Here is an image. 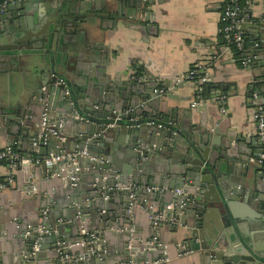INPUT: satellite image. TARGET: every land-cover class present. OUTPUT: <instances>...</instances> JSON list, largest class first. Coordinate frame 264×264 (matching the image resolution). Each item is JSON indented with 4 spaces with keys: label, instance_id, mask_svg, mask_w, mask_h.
Returning a JSON list of instances; mask_svg holds the SVG:
<instances>
[{
    "label": "water",
    "instance_id": "1",
    "mask_svg": "<svg viewBox=\"0 0 264 264\" xmlns=\"http://www.w3.org/2000/svg\"><path fill=\"white\" fill-rule=\"evenodd\" d=\"M30 1L35 4L33 10ZM149 3L151 0H19L0 14V80H8L11 71L21 70L22 77L26 76L16 102L0 101V132L17 135L19 150L22 142L29 153L37 148L41 161L33 165L42 172L37 180L27 173L23 186H17L19 199L31 200L28 208L23 205L24 210L14 212L0 199V245L5 239L15 243L7 239L6 232L20 238L13 254L0 252V264L151 262L153 259L141 257L140 252L159 248L145 242L158 239L155 232L164 224L183 227L189 233L185 238L188 248L206 264H264V244L244 242L238 232L241 218H256L264 226V160L257 164L263 145L252 139L257 150L242 159L244 146L233 135L219 144L206 127L181 126L165 115L162 95L156 92L159 86L112 79L103 71L106 52L99 41L96 18H120L126 5L132 10L125 15H145ZM249 21L241 29H253L254 41L248 45L256 46L250 50L254 57L262 53L264 39L255 43V38L264 35V28L261 20ZM31 54L39 58H31ZM254 60H261L258 66H263L264 54ZM259 82L257 79L256 84ZM248 99L264 109V87L251 88ZM43 114L50 118V128L64 138L65 150H86L87 155L80 158V173L86 168L91 177L88 183L80 173L77 180L70 181L59 164H45L55 139L49 131L40 134ZM72 123L75 128L70 132L68 124ZM239 160L245 164L241 179L235 175ZM125 180L163 189L136 193V205L142 206L145 199L164 200L159 210L166 218L156 225L150 219L152 233L144 240L131 230L129 191L114 188ZM178 188L182 192L176 195L172 190ZM170 203L173 208L166 209ZM145 209L154 212L150 205ZM215 209L221 212L226 230L217 241L205 242L200 229L207 212ZM90 234L95 237L93 243L81 244ZM197 238L202 242L197 243ZM35 243L38 248L32 255Z\"/></svg>",
    "mask_w": 264,
    "mask_h": 264
},
{
    "label": "crops",
    "instance_id": "2",
    "mask_svg": "<svg viewBox=\"0 0 264 264\" xmlns=\"http://www.w3.org/2000/svg\"><path fill=\"white\" fill-rule=\"evenodd\" d=\"M224 3L225 0H151V3L144 7L147 11L145 15L140 12L133 16L131 12L129 16L125 15L132 10L131 5H126L122 17L115 19L109 16L97 17L95 26L98 28L99 41L106 52L104 60L106 57L107 63L103 71L107 76L127 81L130 80V71L135 70L148 78V81L138 83L147 86L157 85L154 80L158 79L160 85L165 88V93L160 97L165 115L181 126L184 123L206 127L217 137L219 144H224L227 136L233 135L235 141L244 146L245 154L241 155L242 159H247L257 150L250 143L252 139L255 141L258 139L256 123L253 119L254 109L248 97L251 88L256 86L260 90L264 87V81H261L264 80V65L258 66L262 61L254 60L255 56L264 54V42L260 44L262 53H256L251 57L250 50L256 49L255 45H248L252 40L250 31L253 29L249 28V32L242 30L247 44L245 47H248L247 51L252 59L249 68L242 67L219 33L220 15ZM29 5L33 10L34 2L30 1ZM135 7L137 5H134ZM92 11L95 12V9L92 8ZM102 12L107 10L104 9ZM247 14L249 22L253 19L261 20L260 25L264 28V0H254ZM252 35L255 36V33L252 32ZM258 39L263 40L264 35L259 34L258 38H255V43H259ZM29 56L39 58L38 54ZM197 63L205 65L206 73L211 79L210 82L214 83V88L205 97L204 105L201 103L193 108L191 102L195 97V84L186 80L174 82L173 77L186 73ZM72 66L74 69V64ZM10 76L8 80L6 77L0 80V101L10 99L16 102L23 80L26 81V76L22 77L21 70L11 71ZM257 79L260 80L258 84H256ZM142 90L151 93L144 86ZM216 94L223 95L224 98L213 100L211 97ZM74 128L73 123L68 124L70 132H73ZM7 143L15 145L19 150L18 144L21 141L15 134L0 132V148L6 147ZM70 147L72 145H69ZM20 149L19 151L27 157L40 158L37 148L28 152L26 143L22 142ZM172 153L175 154V151L170 154ZM154 158L152 156L149 161L152 163ZM252 161L253 157L250 158V164ZM260 163L262 162L258 161L257 164ZM235 164H237L235 175L241 179L245 173V164L240 160ZM81 171H83L80 173L82 181L88 183L90 174L86 173V168H81ZM27 173L35 180L42 176L41 169L35 167L32 162L22 163L15 169H11L6 162H0V184H4L3 189L0 190V199L5 205L13 207L14 212L24 210L23 205L28 208L31 203V200L24 202L19 199L21 190L17 187L23 186ZM159 181L165 182V180H157L158 183ZM156 188H158L157 193L163 192V189ZM163 201V198L161 201L145 199L142 206L136 205L135 213L130 219L133 220L132 232L135 231L139 239L144 240L152 233L149 212L145 209V205H150L153 211H160L159 204ZM238 222V232L241 233L244 242H249L253 246L264 244V226L258 219L241 218ZM225 230L221 212L218 209L207 212L205 226L200 229L203 231L202 237L205 242L217 241ZM188 234L181 226L173 229L168 224H164L155 232L163 246H158V249H144L140 252V256L153 259L152 261L167 258L168 261L163 264H206L202 256L188 248L185 242ZM6 237L14 240L15 243H9L5 239L0 245V252L6 250V253L11 255L14 252L13 247L17 246L20 238L18 234L8 232ZM197 241V243L202 242L199 238ZM226 241L228 242V235Z\"/></svg>",
    "mask_w": 264,
    "mask_h": 264
},
{
    "label": "built area",
    "instance_id": "3",
    "mask_svg": "<svg viewBox=\"0 0 264 264\" xmlns=\"http://www.w3.org/2000/svg\"><path fill=\"white\" fill-rule=\"evenodd\" d=\"M19 0H0V14L6 12L8 8L16 3ZM254 0H225V3L221 10L220 15V24H219V33L221 34L224 42L229 47H235L236 49L240 50L239 55V63L244 68H249L251 66L252 59L249 56L248 52L244 50L245 45V37L243 31L241 29L242 24L248 18V10L250 5ZM129 79L135 82H144L148 81L147 76L144 74H139L135 70H131L129 73ZM191 81L195 84V97L191 102V106L194 108L201 103H204L205 98L202 95L204 86L207 83H210L211 79L206 73V67L202 63H197L195 66L190 68L186 73L177 75L173 77L174 82H181V81ZM157 83L158 87L156 92L158 94H164L165 88L160 85V81L158 79L154 80ZM68 94V90L65 92ZM213 100H221L224 98L223 95H212L211 97ZM250 103L254 105L253 109V119L256 123V130H257V139L260 144L263 145V152L260 155L259 162H263L264 160V109L260 105L254 104V100H250ZM75 117H78L77 115ZM50 118L48 115L43 114L41 121H40V134L44 131H49L51 136L55 139L54 144L52 145L50 151L47 153L46 157L44 158V162L47 165L59 164L60 170L66 172L67 178L70 181H75L78 178L80 173V158L85 157L87 155L86 150L82 151H67L63 148L64 138L57 134V131L50 128L49 125ZM41 158L38 157H27L23 155L19 150L16 149L15 145H9L3 148H0V162H6L7 165L11 169L17 168L22 163H39ZM4 184H0V190H2ZM114 188L116 190H127L129 191V198L131 200L130 207L127 210L129 216L132 217L131 209L136 207V193L138 191H145L146 193L156 192L158 188L154 186H147V185H139L135 183H130L128 181H123L122 183H116ZM174 194H180L182 190L180 188L172 190ZM151 207V206H150ZM166 209H172L173 204H167ZM151 211H153L151 209ZM150 219H153L156 225L157 222L165 220V212L162 210L154 211L152 214H149ZM61 223H68L69 220H59ZM173 223H176L175 220H172ZM132 230V228H131ZM39 233H42V228H39ZM94 235L90 234L84 240H81L80 243H93ZM149 245H157L162 247L163 243L157 239L156 237L151 238L147 241ZM38 244L35 243L33 245V252L37 250ZM93 251V250H92ZM167 258H159L150 263H142V264H163L167 262ZM138 264V263H132Z\"/></svg>",
    "mask_w": 264,
    "mask_h": 264
},
{
    "label": "trees",
    "instance_id": "4",
    "mask_svg": "<svg viewBox=\"0 0 264 264\" xmlns=\"http://www.w3.org/2000/svg\"><path fill=\"white\" fill-rule=\"evenodd\" d=\"M221 35V34H220ZM222 37V36H221ZM223 39V38H222ZM231 48V50H232V52H233V55L238 59V61H239V55H240V50H238V49H236L235 47H230ZM247 49H248V47H245L244 46V50L246 51V52H248L247 51ZM136 65V64H135ZM138 66V65H137ZM136 66V67H137ZM138 70H140V68L138 67ZM214 88V83H207L205 86H204V90H203V93H202V95L204 96V98L206 97V96H208L209 94H210V92H211V90Z\"/></svg>",
    "mask_w": 264,
    "mask_h": 264
}]
</instances>
